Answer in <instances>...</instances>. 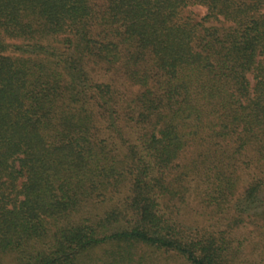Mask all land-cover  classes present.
<instances>
[{
	"label": "trees",
	"instance_id": "obj_1",
	"mask_svg": "<svg viewBox=\"0 0 264 264\" xmlns=\"http://www.w3.org/2000/svg\"><path fill=\"white\" fill-rule=\"evenodd\" d=\"M220 224L264 258V0H0V264H236Z\"/></svg>",
	"mask_w": 264,
	"mask_h": 264
},
{
	"label": "rangeland",
	"instance_id": "obj_2",
	"mask_svg": "<svg viewBox=\"0 0 264 264\" xmlns=\"http://www.w3.org/2000/svg\"><path fill=\"white\" fill-rule=\"evenodd\" d=\"M205 14V8L202 6H191L185 10H183L181 16L187 17L190 15L193 20L197 21L199 18H201ZM94 33V32H93ZM124 64H121V66L118 68L116 72H110L107 74V76L111 79L113 84L116 86L118 92L120 93L123 100H131L134 97L138 95V92L140 88L138 87V83L134 82L130 79V75L136 70L135 67H130L128 64H125L124 59L122 61ZM125 65V66H123ZM124 72V74H122ZM92 75L94 76L95 80L103 79L105 76L103 74V71L97 70L95 72H92ZM251 77H249L250 79ZM120 121V120H118ZM118 142V141H117ZM123 143V144H121ZM119 143V146L121 148V151L124 153L126 151V147H128L127 142H121ZM181 163H187V162H181ZM191 180L186 179V182H190ZM127 190V187H126ZM120 189V195L123 194L125 191ZM198 192L197 190H195ZM233 204V208L236 206L240 207L239 203L231 202ZM101 206H104L105 203L101 202ZM242 207V206H241ZM244 210H246V214L250 215V218L252 217L255 221L259 222V224L262 222V215H261V208L257 204H251L247 205L246 207H242ZM88 209H91L88 207ZM95 209V208H94ZM191 208L185 211L184 215L187 220L191 218V215L193 216L192 212L190 211ZM96 214H99L101 211L100 209L94 210ZM190 211V212H189ZM204 220L203 218H195L193 216V221L195 222L192 229H196L198 226L202 227L204 226ZM254 227L249 224L245 226V228L233 231L232 228L229 226H223L220 224L218 226V230H225L226 231V238L233 240V237L239 238L241 242L243 243L241 247H238V250L236 253H234L233 257L234 260H238L236 264H264V258H259L255 255V252L253 251V246L255 247L254 238H251V231L250 229H253ZM205 229H211V231L214 234L216 233V227H210ZM238 229V228H237ZM252 240V241H251ZM256 248V247H255ZM259 248V247H257ZM113 249L110 245H104L99 248H96L92 252H89L87 255L84 256L83 262L81 264H104L106 259H108V253ZM136 256L134 257L136 261H134L132 264H187L185 261H183L181 258H177L174 256V254L170 252H162V251H155L152 249H147L143 247H138V249L135 252ZM236 255V256H235Z\"/></svg>",
	"mask_w": 264,
	"mask_h": 264
}]
</instances>
